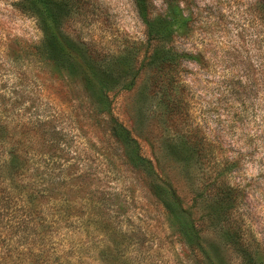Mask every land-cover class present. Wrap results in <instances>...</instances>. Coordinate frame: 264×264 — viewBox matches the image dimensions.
<instances>
[{"label":"rangeland","instance_id":"rangeland-1","mask_svg":"<svg viewBox=\"0 0 264 264\" xmlns=\"http://www.w3.org/2000/svg\"><path fill=\"white\" fill-rule=\"evenodd\" d=\"M87 1V14L64 26L71 37L101 55L116 53L124 41H144L132 0ZM152 1L162 12L168 0ZM174 1L194 14L193 34L176 42L179 51L192 56L184 62L183 76L191 114L202 133L222 148L220 158L234 163L229 183L245 190L240 213L264 248V25L255 9L257 0H192L191 6L189 0ZM15 2L0 0V102L6 104L3 111L11 112L7 122L20 129L39 117L53 121L58 131L67 133L64 158L71 162L72 182L83 186L87 196L95 192L93 200H102V214L84 206L86 216L54 236V252L43 253L38 264H193V254L162 207L121 164L111 141L82 118L75 100L81 96L78 87L54 74L52 78L31 56L29 47L40 41L41 33L32 18L15 9ZM147 81L141 72L132 90L113 93V114L192 214L203 241L219 245L217 257L223 264H240L228 247L217 243L215 228L203 222L211 203L196 199L201 170L196 162L183 166L170 154L179 142L181 120L167 119L147 99ZM3 159L0 150V163ZM105 223L114 236L104 234ZM15 256L7 258L0 249V264H7L5 259L15 263Z\"/></svg>","mask_w":264,"mask_h":264},{"label":"trees","instance_id":"trees-1","mask_svg":"<svg viewBox=\"0 0 264 264\" xmlns=\"http://www.w3.org/2000/svg\"><path fill=\"white\" fill-rule=\"evenodd\" d=\"M132 1L145 39L124 41L112 55L99 54L64 30L74 17L87 14V0H16L14 7L32 18L41 33L40 41L29 47L31 56L45 65L51 77L54 74L78 87L81 96L75 100L84 112L82 118L107 143L111 141L121 164L162 207L193 254V264H223L217 257L219 245L203 241L192 214L182 208L170 183L161 180L153 164L140 154L135 139L112 111L111 95L132 90L141 72L148 75L147 99L156 102L167 119L181 120L179 142L169 152L183 166L194 161L201 170L196 199L211 203L203 222L215 228L217 243L228 247L240 264H264V248L240 213L245 190L228 180L234 163L220 158L222 148L202 133L191 114L190 91L183 76L184 62L192 56L179 51L176 42L193 34L194 14L186 13L174 0L165 1L162 12L156 11L152 0ZM255 9L264 25V0H257ZM5 107L0 102V150L4 154L0 163V249L7 258L16 254L15 263L5 259L7 264H38L43 253L54 252V236L86 216L84 206H93L100 216L102 200H93L95 192L87 196L83 186L72 182V165L64 158L69 149L66 132L58 131L49 118L40 117L28 127H11L7 122L11 112L3 111ZM105 225L104 234L114 236L113 228Z\"/></svg>","mask_w":264,"mask_h":264}]
</instances>
